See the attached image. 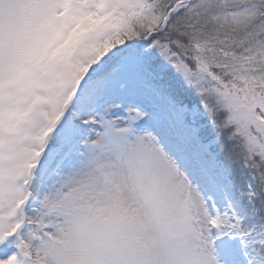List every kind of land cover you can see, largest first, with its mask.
I'll list each match as a JSON object with an SVG mask.
<instances>
[{
  "label": "snow or ice",
  "instance_id": "1",
  "mask_svg": "<svg viewBox=\"0 0 264 264\" xmlns=\"http://www.w3.org/2000/svg\"><path fill=\"white\" fill-rule=\"evenodd\" d=\"M0 264H264V0H0Z\"/></svg>",
  "mask_w": 264,
  "mask_h": 264
}]
</instances>
